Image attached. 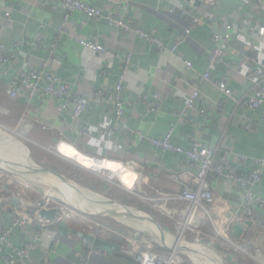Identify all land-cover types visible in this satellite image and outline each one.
Instances as JSON below:
<instances>
[{
	"label": "crops",
	"instance_id": "0c3cea01",
	"mask_svg": "<svg viewBox=\"0 0 264 264\" xmlns=\"http://www.w3.org/2000/svg\"><path fill=\"white\" fill-rule=\"evenodd\" d=\"M83 1L99 8L103 14L114 12L118 6L124 5L128 9L131 27L144 32L152 30L168 49L173 44L174 36L185 29L187 24L186 18L177 10L178 6L189 9L191 14L201 17L202 24L191 32L187 41L177 47L175 53H159L133 33L126 34L108 26L101 19L89 20L80 13L68 16L65 31L59 33L65 11L60 6H55L53 0H0V17L4 12L10 13L9 21L0 27V44L9 50L14 42L29 43L40 30V25L44 26L42 30L44 42L56 43L54 58L50 57L48 52L33 51L29 45L23 46L16 53H9L10 64L6 69L0 68L1 127L19 134L23 138L20 141L23 140L28 148L54 151L61 141L71 145L63 144L58 149L69 157L77 151L79 155L76 159L97 157L115 163L132 173L131 184L135 183V192L145 198L176 195L183 187L182 183L173 178L182 172L183 158L153 149L145 140L146 137H163L170 128L173 129L171 141L181 147H187L192 139H196L209 147L217 148L220 157L233 154H242L249 158L264 157V107L255 112L240 111L234 108L232 102L227 101L224 115L211 113L207 117H200L193 113L185 119L175 114L184 108L187 97L194 89L200 91V103L218 101L222 98L213 84L200 83L199 77L207 71L206 55L211 48L210 37L213 29L230 22H234L235 29L232 31L225 59L211 74L213 82L226 75L235 96L255 94L247 78L252 66L246 65L243 69L244 75H237L228 70V64L237 60L241 53L255 56L258 60L264 59V39H258L256 35L258 26L264 24V6L257 8L255 3L253 4L254 0H213L212 6L206 5L205 0ZM75 38L96 40L118 57L108 59L91 53L76 43L73 40ZM127 53L131 55V66L121 93L127 111L123 124H120L114 120L113 112L106 101L110 98L120 73L119 57ZM177 55L182 60L191 61L192 69L184 68ZM43 61H48L54 73L72 87L74 96L90 100L98 89L106 91L104 103L91 102L79 120L80 124L86 125L89 135L80 138L74 136L72 118L69 113L61 112L58 102L46 100L28 102L25 99L11 100L8 97L7 84L16 71L23 66L35 67ZM101 66L105 69L104 74L99 69ZM144 94L158 95L161 103L158 113H147L145 104L140 101V96ZM246 116L258 122L253 133L244 130ZM40 123L54 127V133L42 131L39 128ZM109 128L114 130L112 138L106 136ZM126 128L133 133L132 136H126ZM0 137L13 142L11 137L4 133H0ZM45 154L59 158L56 154L46 152ZM44 156L46 155L39 154L40 159H44ZM41 165L45 163L42 162ZM4 175L0 172V182L3 181ZM121 178L125 180L127 173L121 174ZM2 184L0 207L7 208L4 213L7 221L13 216V212L19 210L20 199L32 204L29 210L32 216L41 218L38 212L43 207V198L36 197L28 190L17 196L16 187L4 188ZM210 186L215 194V204L210 209L214 210L213 218L218 223L229 221L230 212L234 213L239 206L241 191L219 179L211 180ZM110 187L106 182L105 186L103 185L106 193L107 191L113 193ZM253 191L264 195V174L261 183ZM114 192L124 200V204L117 198L105 199L125 205L136 215L153 219L161 228L167 245L159 242L158 236L155 235L158 231H152L149 227V225L155 227L151 222L140 221L125 212L122 215L127 217H123L121 223H112L110 219L96 214H86L68 204L70 206H65L66 217L54 224L52 229L59 237L58 247L40 249L33 253L31 264H76L77 255L82 250L81 234L109 244L108 247H95L89 240L95 248L101 249L104 253L92 256L91 264H138L131 256L134 249L161 255L169 253L168 248L176 244V222L186 204L161 200L147 203L124 189L114 187ZM2 196L10 199L3 204ZM162 208L175 212L174 218H167L161 213ZM115 212L117 215L120 214L118 211ZM96 225L102 227L108 234L98 233ZM59 226L73 233L68 231L61 234L58 231ZM194 228L200 233L198 238L202 249L209 251L207 254L215 253L217 260L222 261L220 264H237L240 260L244 261L237 251L224 250L219 243L213 241L212 226L202 213L196 216ZM33 232V228L28 227L20 231L19 235L31 239ZM187 235L190 237L188 241L194 242L196 236L189 233ZM231 240L242 249L247 258L255 263L264 264V230L258 223L244 227L240 237L232 235ZM15 242H18L17 238ZM180 258L185 264L203 262L208 264L201 256L191 252H181ZM0 264H4L1 258Z\"/></svg>",
	"mask_w": 264,
	"mask_h": 264
},
{
	"label": "built area",
	"instance_id": "2783aa9c",
	"mask_svg": "<svg viewBox=\"0 0 264 264\" xmlns=\"http://www.w3.org/2000/svg\"><path fill=\"white\" fill-rule=\"evenodd\" d=\"M53 3L55 6H60L65 11L63 21L59 27V33L65 31L68 16L80 13L89 20L95 21L101 19L105 21L108 26L119 29L126 34L133 33L134 36L147 42L159 53H175L177 47L187 41L191 32L202 24L201 17L191 14L189 9H184L178 6L177 10H179L180 14L186 18L185 20H187V24L185 29L174 36L173 44L171 48L168 49L163 42L154 35L152 30L151 32H144L141 29L132 28L130 25L128 9L124 5L118 6L117 10L114 12L103 14L99 8L89 5L83 0H53ZM204 3L212 6L213 0H205ZM254 3L257 8L264 6V0H254L253 4ZM9 19L10 13L4 12L0 17V27L4 22L9 21ZM43 29L44 26L40 25V30L34 35L29 43L24 41L14 42L9 50L3 44H0V68L6 69L10 64L9 53H16L25 45L31 46L33 51L48 52L50 57L54 58L56 53V43L53 42L51 44H46L44 42ZM234 29V22L213 29L210 37L211 48L206 55L207 71L199 77L200 83L213 84L222 98L218 101L200 103V91L199 89H194L187 97L184 108L175 112L179 117L188 119L193 113L200 117H207L211 113L224 115L226 113L227 101L232 102L234 108L240 111L255 112L264 107V59L258 60L255 56L241 53L237 60L228 64V70L237 75H244L243 69L246 65L252 66V71L247 75V78L251 83V89L255 92L254 95L249 93L241 97L235 96L230 87L229 78L226 75L222 76L216 82H213L211 74L225 59L226 50L229 48L232 31ZM256 35L258 36V39H264V24L258 26ZM73 40L83 47V49L90 51L91 53L108 57V59H112L114 56L118 57V55L106 50L96 40H83L76 38ZM177 57L184 68L188 70L192 69L193 64L191 61L182 60L178 55ZM119 60L120 73L117 77L116 84L110 93V98H108L106 103L108 102L113 112L114 120L117 123L123 124L127 105L123 101L121 93L130 72L131 55L127 53L122 57H119ZM99 69H101L103 74L105 73V69H103L102 66L99 67ZM72 92V87L62 81L54 73L48 61H43L35 67H20L7 84V95L11 100L21 98L28 102L36 100L58 102L60 104L61 112L69 113L72 118V132L74 136L76 138L85 137L89 135L88 128L86 125L80 124L79 120L88 110L91 102L98 104L104 103L106 91L104 89H98L90 100L74 96ZM140 101L145 104L147 113L155 114L159 112L161 103L158 95L153 94L148 96L144 94L140 96ZM257 123L258 122L253 120L250 116H246L244 130L248 133L255 132ZM39 128L49 134H53L55 131L54 127L46 123H40ZM0 133L8 135L16 142L23 139L19 134L8 131L1 126ZM172 133L173 129L170 128L163 137H146L145 140L153 149L160 150L164 153H173L183 158L182 172L173 177L174 180L183 184L180 193L176 195H162L159 198H145L135 192L134 182L129 186L120 182L117 186L147 203H154L160 200L185 203L186 207L180 213V218L176 222L177 241L174 246L168 248L169 253L165 255L152 253L147 250L134 249L131 256L138 264H185L182 258H180V253L183 251H180L179 248L182 247L183 242L181 241L185 239L188 233L194 234L196 237L192 245L184 247H198L200 250H204L199 243L198 237L200 236V233L194 228V222L199 213H202L210 222L213 231V241H215V243H219L220 247L224 250H234L244 253L242 249L231 240L232 227L234 224L249 222L251 224L258 223L264 230V195L254 193L253 191V189L262 181L264 174V157L249 158L242 154L220 157L217 148L209 147L196 139H192L187 147H181L171 141ZM132 134L133 133L126 128V136L129 137L132 136ZM106 136L107 138H112L114 136V130L112 128L107 129ZM22 143L20 145L24 149L25 157L30 163H32L30 159L31 152L29 148L24 145L25 143ZM27 144L30 145L29 143ZM63 144L69 145L65 142L59 141L56 148L57 150H42L46 153H52L58 155V157L66 158L58 154V152H60L58 149H60ZM89 159L95 162V164L105 161L104 159L97 157ZM1 162L5 163V166H3V163L0 164V172L5 174L3 181L0 182V184L3 183L2 185L4 188L16 187L18 193L17 196L23 194L24 190L28 189L34 190V192L40 194L34 187H32V185H24L20 180L13 179L9 175L11 173L9 170L13 169L15 166L12 167V165L7 164L2 160ZM130 167L132 169V162L130 163ZM33 175L35 176L34 173ZM213 179L225 181L241 191L239 206L234 213L230 212L231 219L229 221L218 223L211 214L210 209L215 204V194L210 186V181ZM16 182H19L24 186L19 188L20 186ZM42 198L44 199L42 208H54L56 210L57 217L55 221L32 216L28 210L29 207H32V204L21 199L19 200V210L13 212V216L9 221L6 220L4 215L7 208L4 206L0 207V258L4 264H31L30 260L33 253L40 249H55L58 247L60 240L52 229L54 228V224L66 217L67 209L63 207V201L58 199L49 200L43 195ZM9 199V197L2 196L1 203L5 204ZM160 210L167 218H174L175 212L172 213V211L165 208ZM28 227H32L34 230L31 239L19 235L20 231ZM95 228H97L98 233L103 235L108 234L98 225H96ZM157 236L159 242H161L158 232ZM16 238L18 242H15ZM164 241L165 245H167L165 237ZM80 246L82 247V250L77 255L76 264H91L92 256L104 254L101 249L95 248L87 238L82 237ZM186 252L188 253V251ZM208 252L205 251L206 254ZM206 254H203L205 257H201H203L208 263L210 258ZM212 256L215 257V259L218 258L215 253H213Z\"/></svg>",
	"mask_w": 264,
	"mask_h": 264
},
{
	"label": "rangeland",
	"instance_id": "374dc122",
	"mask_svg": "<svg viewBox=\"0 0 264 264\" xmlns=\"http://www.w3.org/2000/svg\"><path fill=\"white\" fill-rule=\"evenodd\" d=\"M20 143H22V141H18ZM25 142H23L22 144H24ZM20 144H17L16 142H12L11 140H3L1 137H0V160L6 162L7 164H10L15 167H13V169H10L9 171L11 172L9 175L14 179H18L20 180L24 185L25 184H29V185H37V186H41L43 188H49L51 189L53 192H56L57 190H55V188H53L49 182L47 181L46 178H43L42 177H38V176H34L33 173H30L28 170L25 169L24 166H26V162L29 164V160L25 157V153H24V149L21 147V145L19 146ZM44 152V151H42ZM45 153V152H44ZM19 154V155H18ZM58 154L68 158H52V157H49L48 155L44 156V159L46 160V163H48V168L53 166V168L55 167V170L54 172L60 174V175H69L67 172H65L64 170L66 169V167H69L71 169V172L73 175H71L70 173V177L71 180H74V175H76V178L79 179V180H86V179H89L90 178V175L91 174H94L96 176H98V179H100L101 181L103 182H106L109 186H111V188L113 189V192H114V187L115 188H118L117 184L120 183V180L114 175V174H109L105 171H98V170H94L92 169L91 167H87L79 162H77L76 160V157L79 155L77 151H75V153H73L71 156L72 157H69L68 155H65V153L62 154V152H58ZM31 159V157H30ZM72 159V160H70ZM32 160V159H31ZM33 161L37 164L36 160L33 159ZM78 163V164H77ZM16 164V165H15ZM32 164V163H30ZM33 165V164H32ZM28 167V165H27ZM44 168V167H42ZM94 171V172H93ZM25 172H28V173H25ZM41 174V173H40ZM44 175V174H43ZM66 178V177H65ZM69 180V179H68ZM69 180V181H71ZM73 184H75L77 186L78 189H80V192L82 193H85L87 194L89 197L95 199L96 201H101L103 202L105 199V196L103 195H99L97 193H94L84 187H81L80 185L74 183L73 181H71ZM18 183V185L22 188L24 185L19 183V182H16ZM28 191H30L31 193H33V195H35L36 197L39 196L42 198V195L41 194H38L36 192H34V190H30L28 189ZM124 197V196H122ZM71 198V197H70ZM74 202H75V209H79L78 211H82L86 214H96L102 218H105V219H110L111 221H113L112 223H121V221H123V217H127L125 216L124 214H118L117 215V212L115 211H118L120 210L118 208V210L113 207L114 209L111 208V211H103L101 212V208L102 207H106V206H102L100 204H97V203H92L90 201H87V200H79V199H76V198H71ZM119 200L123 201L122 198L119 197ZM77 203V204H76ZM62 204H65L63 205V207H65L66 204L64 201L62 202ZM89 204V205H87ZM92 204V205H90ZM73 205V204H72ZM70 206V205H68ZM108 206V205H107ZM66 208V207H65ZM31 207H29L28 210H30ZM121 212V211H119ZM123 213V212H121ZM133 213V212H131ZM136 213V212H135ZM134 214V213H133ZM136 215V214H134ZM137 217H141L140 215H136ZM148 218V217H147ZM155 235H157V232H155ZM190 240V237L187 235L185 237V239L181 242H183L184 244H182V246H188V245H192L193 242L192 241H188ZM186 242V244H185ZM202 245V244H201ZM186 252V251H184ZM189 253V251H188ZM237 254H239V256L244 259V261L240 260L239 262H237V264H258V263H255L252 259L250 258H247L248 256L242 252H236ZM194 254V253H193ZM211 254V255H210ZM210 260H208V264H212L211 262L212 261H215L216 264H220L217 262V259H215V257L212 256V253L210 252L209 254H206ZM203 258V257H202ZM204 259V258H203ZM202 259V260H203ZM204 261V260H203ZM222 262V261H220ZM204 264V262H203ZM222 264H230V263H222ZM232 264V263H231Z\"/></svg>",
	"mask_w": 264,
	"mask_h": 264
},
{
	"label": "bare ground",
	"instance_id": "6f19581e",
	"mask_svg": "<svg viewBox=\"0 0 264 264\" xmlns=\"http://www.w3.org/2000/svg\"><path fill=\"white\" fill-rule=\"evenodd\" d=\"M85 158H87V157H85ZM87 159L78 158L76 160H77V162H79V163H81V164H83V165H85L87 167H91L94 170L105 171V172H107L109 174H114L126 186H129L131 184V180H132L133 175H132V173H130V171H127V170L123 169L122 167L116 165L115 163H112V162H109V161H104V162H100L99 164H95V162L91 161L89 158H87ZM2 163L3 162L0 161V164H2ZM25 165H26L27 169H29V170L32 169L34 171L33 173L36 176L42 177V179L46 178L47 181L49 182V184L53 188H55V190H57L56 192H53L49 188L45 189V188H43L41 186L32 185V187H34L41 195H43L45 198H48L49 200L58 199L60 201H64L66 204H70V205L73 204V206L75 205V202L71 198H76V199H79V200H87V201H90L92 203H97V204H100L102 206H106V207H102L101 208L102 209L101 212H103V211H111V208L114 209L113 207H115V206H110V205L107 206V204H104V202H101L100 200L96 201L95 199H93L94 197L91 198L87 194L82 193V192H80V191L68 186L67 184L63 183L62 181H60L59 179H57L55 176H53L51 174H44L43 175V174L35 172L36 167H34L30 163L28 164L26 162ZM27 165H28V167H27ZM3 166H5V163H3ZM123 173H127V178L125 180H122V178H121V174H123ZM87 205H89V204H87ZM90 205H92V204H90ZM115 208L117 210H118V208L120 209V210H118V212L121 211V212L125 213V211L121 207L116 206ZM121 212H119V213L122 214ZM149 227H150V229L152 231H157L154 226L149 225ZM182 247H184V246H182ZM188 249H189V251L191 253H194V255H196V256L205 257L203 255V254H206L205 251L204 250H200L198 247L196 248V247L189 246ZM217 262L220 263V260H217ZM211 263L212 264H216L215 261H212Z\"/></svg>",
	"mask_w": 264,
	"mask_h": 264
},
{
	"label": "water",
	"instance_id": "95a60500",
	"mask_svg": "<svg viewBox=\"0 0 264 264\" xmlns=\"http://www.w3.org/2000/svg\"><path fill=\"white\" fill-rule=\"evenodd\" d=\"M32 164L34 167H36L35 169V172L37 173H41V174H51L53 176H55L57 179H59L60 181H62L63 183L67 184L68 186L80 191V189L77 188V186L75 184H73L71 181H69L67 178H65L64 176L52 171V170H49V169H45V168H42V167H39L35 162L32 161ZM30 172H34L32 169L30 170ZM104 204H107V205H114V206H118V207H121L126 213L127 215L135 218V219H138L140 221H148V222H151L152 224L155 225L159 235H160V241L162 244L165 245V241H164V234L161 230V228L158 226V224L151 218L149 219H146L145 217H137L136 215L132 214L131 211L129 210L128 207H126L125 205L119 203V202H116V201H112V200H104L103 201ZM39 216L43 219H46V220H50V221H55L56 220V210L54 208H41L38 212ZM211 214L212 216H214L215 218V214H214V210H211ZM231 218V214H229L228 216V219ZM251 225V223L249 222H245V223H242V224H234L233 227H232V235L236 238H239L242 231L244 230V227H249ZM58 231L61 233V234H65L66 232L70 231L71 233H73V231L71 230H68L66 229L65 227L63 226H59L58 227ZM81 237L83 238H87L88 240L92 241L93 242V245L95 247H101V246H104V247H108L109 244L105 241H102L100 239H95L93 237H90L88 235H85V234H81ZM180 251H189L188 247H181L179 248ZM190 252V251H189ZM210 260V259H209Z\"/></svg>",
	"mask_w": 264,
	"mask_h": 264
},
{
	"label": "trees",
	"instance_id": "16d2710c",
	"mask_svg": "<svg viewBox=\"0 0 264 264\" xmlns=\"http://www.w3.org/2000/svg\"><path fill=\"white\" fill-rule=\"evenodd\" d=\"M29 150H30V152H31V158L32 159H35L36 160V162H37V164H39L41 167H44V166H46L45 168H47V169H50V170H52V171H54L55 170V167L53 168V166H51V167H49L48 168V163H46V160L45 161H43L44 159H40L39 158V154L41 155H44L45 153H43L42 151H39V150H37V149H34V148H29ZM46 155H48V154H46ZM49 157H51L50 155H48ZM42 162H44L45 163V165H41V163ZM65 172H67L69 175H70V173H71V175H73L72 174V172H71V169L69 168V167H66V169L64 170ZM67 176V175H65V177L67 178V179H69V180H71V178H69L70 176ZM64 176V175H63ZM74 177V180H71V181H73L74 183H76V184H78V185H80L81 187H84V188H86V189H88V190H90V191H92V192H94V193H97V194H101V195H103V196H105V197H110V198H117L118 199V201L119 202H121V203H123V201H121V200H119V197L116 195V193L115 192H113L112 193V191L111 192H108L107 191V193L104 191V189H103V185L105 186V182H103V181H101L100 179H98L97 177H95L94 175H90V178L89 179H86V180H79V179H77L76 178V175H74L73 176ZM111 188V187H110ZM112 189V188H111ZM113 190V189H112ZM111 193V194H110ZM124 197H127V196H124ZM124 204V203H123ZM96 231V230H95ZM97 233V232H96Z\"/></svg>",
	"mask_w": 264,
	"mask_h": 264
}]
</instances>
